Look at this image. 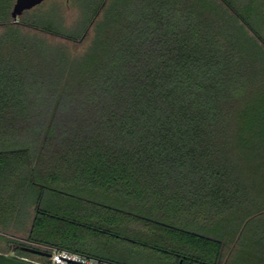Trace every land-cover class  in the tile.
<instances>
[{
    "label": "trees",
    "instance_id": "obj_1",
    "mask_svg": "<svg viewBox=\"0 0 264 264\" xmlns=\"http://www.w3.org/2000/svg\"><path fill=\"white\" fill-rule=\"evenodd\" d=\"M70 1L79 27L60 0L16 22L0 0V243L264 264V36L250 16L229 0Z\"/></svg>",
    "mask_w": 264,
    "mask_h": 264
},
{
    "label": "rangeland",
    "instance_id": "obj_2",
    "mask_svg": "<svg viewBox=\"0 0 264 264\" xmlns=\"http://www.w3.org/2000/svg\"><path fill=\"white\" fill-rule=\"evenodd\" d=\"M48 1V0H47ZM61 3L64 4L63 7V12L62 10L59 11V14H61L65 19L66 22L69 24V26L71 27H79L80 25L78 24V22H80V19L83 18L81 15L82 13L81 10H79V7H75V5H72V2L70 0H60ZM230 2H232L237 8H239V10L243 13L244 16L249 17L250 19H252V23L253 25L258 28L259 32L264 36V24H263V17L264 15L262 14V12H264V0H229ZM46 2V1H45ZM76 2L78 3L79 0H76ZM82 2H86L87 0H83ZM44 3V2H43ZM251 3L253 8L257 9L255 11L259 12V15L253 14L251 12H249L248 9V5H250ZM248 4V5H247ZM258 6L260 7L258 9ZM52 8V7H51ZM62 12V13H61ZM80 18V19H79ZM92 30L89 29L85 38L83 40H81L78 43H71L70 48L74 53H83L86 48L88 47V45L90 44V41L92 39ZM62 41V39H57V41ZM21 242H25L24 237L20 238ZM0 250L1 252L4 253H8L9 250L6 248L4 243H0ZM45 257V256H44ZM33 260H41V261H45L46 259L43 258V256L41 255H36ZM155 262H159L157 259H154ZM180 263V262H179Z\"/></svg>",
    "mask_w": 264,
    "mask_h": 264
},
{
    "label": "water",
    "instance_id": "obj_3",
    "mask_svg": "<svg viewBox=\"0 0 264 264\" xmlns=\"http://www.w3.org/2000/svg\"><path fill=\"white\" fill-rule=\"evenodd\" d=\"M47 0H15V3L13 5L12 11H11V18L13 21H17L18 18L23 15L24 12L29 11L38 5L42 4ZM22 249L37 254L41 256H49L50 254L39 249L31 248V247H22ZM0 264H43L39 261L19 256L15 253L14 250L4 253L0 252ZM83 264V263H78ZM179 264H182L180 261Z\"/></svg>",
    "mask_w": 264,
    "mask_h": 264
},
{
    "label": "built area",
    "instance_id": "obj_4",
    "mask_svg": "<svg viewBox=\"0 0 264 264\" xmlns=\"http://www.w3.org/2000/svg\"><path fill=\"white\" fill-rule=\"evenodd\" d=\"M49 256L46 257V262H41L43 264H107L102 263L96 259L87 258L85 256L71 253L66 250L54 249ZM110 264V263H108Z\"/></svg>",
    "mask_w": 264,
    "mask_h": 264
},
{
    "label": "flooded vegetation",
    "instance_id": "obj_5",
    "mask_svg": "<svg viewBox=\"0 0 264 264\" xmlns=\"http://www.w3.org/2000/svg\"><path fill=\"white\" fill-rule=\"evenodd\" d=\"M12 250H14L16 254L18 253V249H17L16 245H14V244L10 246L9 252ZM19 254H22L23 257H27L30 259H33L36 256V254L28 252L26 250H22V252H20ZM19 256H21V255H19Z\"/></svg>",
    "mask_w": 264,
    "mask_h": 264
}]
</instances>
